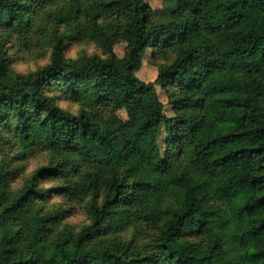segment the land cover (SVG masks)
<instances>
[{"label":"trees","instance_id":"1","mask_svg":"<svg viewBox=\"0 0 264 264\" xmlns=\"http://www.w3.org/2000/svg\"><path fill=\"white\" fill-rule=\"evenodd\" d=\"M45 17L67 33L49 64L14 73L5 39ZM67 41L103 56L68 58ZM147 57H168L149 82ZM34 145L57 161L13 190ZM52 194L89 198L91 223H62ZM0 264H264V0H0Z\"/></svg>","mask_w":264,"mask_h":264},{"label":"rangeland","instance_id":"2","mask_svg":"<svg viewBox=\"0 0 264 264\" xmlns=\"http://www.w3.org/2000/svg\"><path fill=\"white\" fill-rule=\"evenodd\" d=\"M147 1L153 9H158L163 6V0ZM53 10L54 9L52 7H46L45 12L52 13ZM56 33L65 35L67 32L62 26H56L55 22L52 21V18L48 19L45 17V20L42 21L41 28L34 26L30 29L26 41H20L16 34H12L11 36L7 37L5 39L4 50L9 61L10 69L17 74H28L35 72L49 64L52 53V38ZM125 46L126 45L124 43H119L116 45L115 52L118 56L123 55ZM81 53L103 56L102 48L94 43L78 41L66 42V57L75 58ZM167 60L168 57H159L156 61L150 57H147L143 62V67L138 72L139 77L146 82L154 81L157 76L158 67L165 64ZM158 91L161 100L165 103L166 98L163 90L158 88ZM52 94L57 97V103L61 108H64L71 113H77L79 109L78 105L63 99L62 90H60V88L55 89ZM134 114L135 113L132 115ZM119 116L124 122L128 120V113L125 111H121ZM125 116L127 118H125ZM142 117V113H138L133 116V125L129 129L131 136L136 137L135 126L140 122ZM136 139L139 147L143 150H147L149 153L148 141L146 139ZM246 142L247 138L228 140L225 143L219 144L217 147H215L214 150H212L207 156H211L217 151L218 148H229L236 145L246 144ZM56 161L57 157L51 151L43 149L39 145H34L32 147V152L27 154V158L24 161L22 174H20L19 178L12 183L13 190L22 188L28 181L29 177L38 169ZM199 165L200 173L202 174H207L213 170V167L209 164V160L205 157L200 158ZM80 172H84L83 166L80 168ZM161 181L162 183L166 182L164 178ZM60 183H62V181L58 178L51 179L47 177L41 179L39 185L40 187L48 189L54 185H59ZM89 202V198L70 199L62 194H52L48 200V206L59 208L62 211H65L66 218L62 221V223H68L69 225L74 226L76 229H80L81 227L89 225L92 221L88 212ZM142 233L151 234V232H148L145 229L142 230ZM141 237V240H143V236Z\"/></svg>","mask_w":264,"mask_h":264},{"label":"clouds","instance_id":"3","mask_svg":"<svg viewBox=\"0 0 264 264\" xmlns=\"http://www.w3.org/2000/svg\"><path fill=\"white\" fill-rule=\"evenodd\" d=\"M125 118H127V117L125 116Z\"/></svg>","mask_w":264,"mask_h":264}]
</instances>
